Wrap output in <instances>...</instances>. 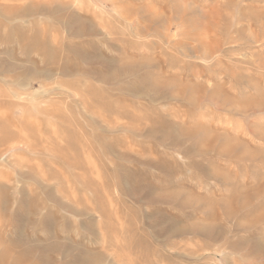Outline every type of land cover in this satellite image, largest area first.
Wrapping results in <instances>:
<instances>
[{"label": "rangeland", "instance_id": "obj_1", "mask_svg": "<svg viewBox=\"0 0 264 264\" xmlns=\"http://www.w3.org/2000/svg\"><path fill=\"white\" fill-rule=\"evenodd\" d=\"M137 262L264 264V0H0V264Z\"/></svg>", "mask_w": 264, "mask_h": 264}, {"label": "bare ground", "instance_id": "obj_2", "mask_svg": "<svg viewBox=\"0 0 264 264\" xmlns=\"http://www.w3.org/2000/svg\"><path fill=\"white\" fill-rule=\"evenodd\" d=\"M222 50H223V49H222ZM217 52H219V51H218V48H217V49L214 48V49L212 50V54L214 53V55H215ZM222 52H223V51H222ZM210 54H211V51H210ZM210 54H209V55H210ZM212 56H213V55H211V58H212ZM216 57H217V56H216ZM96 254H98V253H96ZM154 255H155V254H154ZM93 256H94V255H93ZM87 257H89V256H87ZM87 257H86V258H87ZM89 259H90V258H89ZM89 259H88V260H89ZM138 259H139V258H138ZM90 260H91V259H90ZM139 260H140V259H139ZM90 262H92V261H90ZM141 262H142V261H141ZM150 262H151V261H150ZM136 264H138V262H137ZM140 264H141V263H140ZM142 264H143V263H142Z\"/></svg>", "mask_w": 264, "mask_h": 264}]
</instances>
